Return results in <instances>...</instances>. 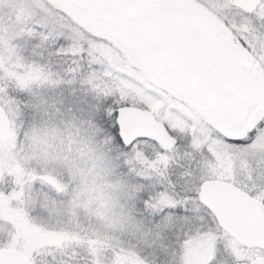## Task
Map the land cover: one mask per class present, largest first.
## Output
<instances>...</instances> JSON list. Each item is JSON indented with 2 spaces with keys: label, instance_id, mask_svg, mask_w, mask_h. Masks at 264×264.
<instances>
[{
  "label": "snow or ice",
  "instance_id": "obj_1",
  "mask_svg": "<svg viewBox=\"0 0 264 264\" xmlns=\"http://www.w3.org/2000/svg\"><path fill=\"white\" fill-rule=\"evenodd\" d=\"M0 264H264V0H0Z\"/></svg>",
  "mask_w": 264,
  "mask_h": 264
}]
</instances>
